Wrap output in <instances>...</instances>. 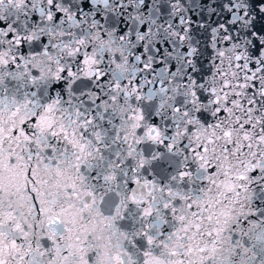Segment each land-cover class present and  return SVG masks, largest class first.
Wrapping results in <instances>:
<instances>
[{"label":"snow or ice","instance_id":"obj_1","mask_svg":"<svg viewBox=\"0 0 264 264\" xmlns=\"http://www.w3.org/2000/svg\"><path fill=\"white\" fill-rule=\"evenodd\" d=\"M0 264H264V0H0Z\"/></svg>","mask_w":264,"mask_h":264}]
</instances>
